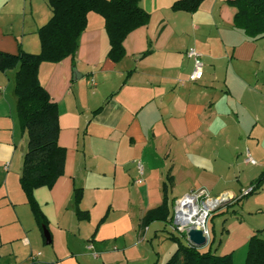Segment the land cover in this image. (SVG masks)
<instances>
[{
  "label": "crops",
  "instance_id": "1",
  "mask_svg": "<svg viewBox=\"0 0 264 264\" xmlns=\"http://www.w3.org/2000/svg\"><path fill=\"white\" fill-rule=\"evenodd\" d=\"M176 1L141 0L149 23L126 37L118 63L108 57L104 18L90 12L75 55L40 65L66 150L64 175L34 191L50 244L20 185L28 136L18 121L17 70L0 72V264H165L174 234L163 222H142L162 205L168 176L169 210L201 189L233 207L218 229L208 225L217 255L245 264L251 238L261 231L264 239V185L241 200L264 173V38L234 26L235 0H206L193 14L172 11ZM52 17L49 0H0V51L40 54L38 31ZM190 48L204 64L199 82L189 81ZM76 188L89 221L76 216Z\"/></svg>",
  "mask_w": 264,
  "mask_h": 264
},
{
  "label": "trees",
  "instance_id": "2",
  "mask_svg": "<svg viewBox=\"0 0 264 264\" xmlns=\"http://www.w3.org/2000/svg\"><path fill=\"white\" fill-rule=\"evenodd\" d=\"M204 1L206 0H178L171 9L174 12L193 14ZM140 2L141 0H49L53 17L38 31L40 54H30L22 49L17 54L0 51V72L17 70L14 93L17 98L18 121L21 131L28 136L20 185L42 232L44 228L49 232V222L34 197V191L42 187L53 188L64 175L66 150L58 143L59 108L40 83V65L44 62L59 63L75 55L78 39L87 27V15L90 12L104 18L110 42L108 57L115 63L120 62L125 56L123 43L126 37L134 30L146 26L150 20V15L140 6ZM233 4L237 8L234 26L251 40L264 38V0H235ZM149 53L150 51L144 55ZM131 74L132 72L128 73L125 82ZM100 110L101 108L94 114ZM172 184V178L168 176L163 186V203L148 212L142 222L143 228L155 222H171L167 193ZM263 185L264 173L252 186L257 192ZM82 196V189L76 188V216L81 221H89V214L79 208ZM260 232L249 242L245 264H264V239L259 236ZM169 239L177 245V249L165 264H234L232 255L216 254L215 245H219L220 241L217 243L213 231L212 239L203 248L187 243L185 234L171 235Z\"/></svg>",
  "mask_w": 264,
  "mask_h": 264
},
{
  "label": "built area",
  "instance_id": "3",
  "mask_svg": "<svg viewBox=\"0 0 264 264\" xmlns=\"http://www.w3.org/2000/svg\"><path fill=\"white\" fill-rule=\"evenodd\" d=\"M188 58L193 61V71L189 76L190 82H199L204 77V64L201 54L194 48H190L186 52ZM246 162L255 165L256 161L249 152L246 153ZM139 174L143 175V167L138 164ZM140 182V181H138ZM256 192L253 186L242 191L241 198L249 196ZM225 200L223 198H212L205 190H197L191 192L176 201L173 210L171 223L175 226L176 231L180 235L187 233L191 229H199L203 231L208 242L210 240L209 220L213 213L219 208ZM214 204L210 206V204Z\"/></svg>",
  "mask_w": 264,
  "mask_h": 264
},
{
  "label": "rangeland",
  "instance_id": "4",
  "mask_svg": "<svg viewBox=\"0 0 264 264\" xmlns=\"http://www.w3.org/2000/svg\"><path fill=\"white\" fill-rule=\"evenodd\" d=\"M258 193V191L257 192H255V193H253V194H250L249 196H246V197H243V199H242V202L244 201V200H246L247 198H250V197H254V196H256V194ZM181 199V198H180ZM262 199L264 200V195H263V197H262ZM179 200V199H178ZM174 200H172L171 201V207H170V211H172V213H173V205H174V207H175V203H176V201L175 202H173ZM254 204H257V203H254ZM254 209H257V208H255V207H253ZM226 210L227 209V212H224L223 214L222 213H220V214H217L219 211H221V210ZM232 210H233V207L232 206H230V205H226L225 207H219V208H217V210L213 213V215L210 217V220H209V228L210 229H212L213 227H215L216 229H218V226H219V224H218V218H221V217H223L224 216V214H226V213H231L232 212ZM173 215V214H172ZM171 219H172V216H171ZM164 223V222H163ZM164 225H166V227L168 228V229H170L171 230V232H172V234H174L175 236H180V233H178L177 231H176V228H175V226L172 224V223H170V222H166V223H164Z\"/></svg>",
  "mask_w": 264,
  "mask_h": 264
},
{
  "label": "water",
  "instance_id": "5",
  "mask_svg": "<svg viewBox=\"0 0 264 264\" xmlns=\"http://www.w3.org/2000/svg\"><path fill=\"white\" fill-rule=\"evenodd\" d=\"M44 237L47 244H50L51 238L48 230L43 229ZM187 242L197 248H203L208 244L207 238L204 236L203 231L199 229H191L187 233Z\"/></svg>",
  "mask_w": 264,
  "mask_h": 264
},
{
  "label": "bare ground",
  "instance_id": "6",
  "mask_svg": "<svg viewBox=\"0 0 264 264\" xmlns=\"http://www.w3.org/2000/svg\"><path fill=\"white\" fill-rule=\"evenodd\" d=\"M214 204L212 203V204H210V206H213Z\"/></svg>",
  "mask_w": 264,
  "mask_h": 264
}]
</instances>
